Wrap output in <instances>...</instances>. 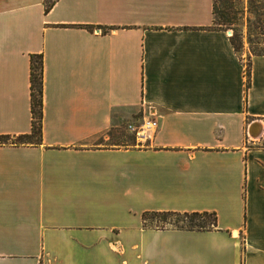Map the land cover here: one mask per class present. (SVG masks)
<instances>
[{
  "label": "crops",
  "instance_id": "crops-1",
  "mask_svg": "<svg viewBox=\"0 0 264 264\" xmlns=\"http://www.w3.org/2000/svg\"><path fill=\"white\" fill-rule=\"evenodd\" d=\"M0 0V264H264V55L249 85L212 0ZM141 147L105 144L133 115ZM213 212L210 230L143 212Z\"/></svg>",
  "mask_w": 264,
  "mask_h": 264
},
{
  "label": "trees",
  "instance_id": "trees-1",
  "mask_svg": "<svg viewBox=\"0 0 264 264\" xmlns=\"http://www.w3.org/2000/svg\"><path fill=\"white\" fill-rule=\"evenodd\" d=\"M54 0H45L43 10L46 11ZM220 1V0H219ZM233 0H221L219 7L216 6L215 0H212L213 24L233 23L228 8L232 5ZM230 2V5L229 3ZM247 9L252 17L248 22V27L253 29H262L264 24V13L259 12L256 0H247ZM220 29V28H219ZM248 40V55L246 56L243 66L245 77L244 90L249 85V65L250 57L264 55V48H257V42ZM229 42L233 51L236 53L239 46V39L236 33L229 36ZM237 54V53H236ZM41 84H42V59L41 54H29L28 56V98L30 113V132L25 135L9 137L0 135L1 144L36 145L40 143V119H41ZM147 215L154 217L158 224L152 225L156 229H162L166 225L185 230H210L215 226V214L213 212H143L140 216L141 225L148 226L145 223Z\"/></svg>",
  "mask_w": 264,
  "mask_h": 264
},
{
  "label": "rangeland",
  "instance_id": "rangeland-1",
  "mask_svg": "<svg viewBox=\"0 0 264 264\" xmlns=\"http://www.w3.org/2000/svg\"><path fill=\"white\" fill-rule=\"evenodd\" d=\"M221 1V0H220ZM219 0H215L216 6L220 5ZM230 5V2H228ZM256 4L259 12L264 13V0H256ZM230 11L232 24H213L214 27L224 30L228 36L236 33L239 39V46L237 48V55L241 58L243 66L245 63L246 56L248 55V40L256 41L257 48H264V24L262 29H253L248 27V22L250 21L252 15L247 9V0H233L232 5L228 8ZM143 123V118H141V112L138 111L133 115V119H128L123 122L120 126L113 127L108 131L109 138L105 140V144H110L114 146H131V147H141L145 145L144 142L137 141L135 132L140 128ZM145 223L148 226L158 224L154 217L147 215ZM165 227H171L166 225Z\"/></svg>",
  "mask_w": 264,
  "mask_h": 264
},
{
  "label": "built area",
  "instance_id": "built-area-1",
  "mask_svg": "<svg viewBox=\"0 0 264 264\" xmlns=\"http://www.w3.org/2000/svg\"><path fill=\"white\" fill-rule=\"evenodd\" d=\"M155 124L156 122L154 120L143 119V123L140 125V128L135 132L137 141L145 142L149 134L155 128Z\"/></svg>",
  "mask_w": 264,
  "mask_h": 264
}]
</instances>
